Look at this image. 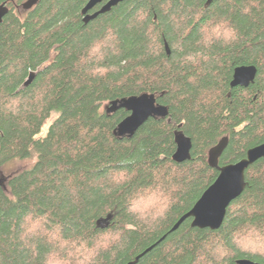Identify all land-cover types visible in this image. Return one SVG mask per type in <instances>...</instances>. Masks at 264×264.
I'll list each match as a JSON object with an SVG mask.
<instances>
[{
  "label": "trees",
  "instance_id": "obj_1",
  "mask_svg": "<svg viewBox=\"0 0 264 264\" xmlns=\"http://www.w3.org/2000/svg\"><path fill=\"white\" fill-rule=\"evenodd\" d=\"M26 1L0 0V174L36 161L0 186V264H264V159L220 229L172 231L219 176L212 148L224 167L264 143V0H125L87 24L89 0ZM144 93L169 116L118 138L129 112L104 107Z\"/></svg>",
  "mask_w": 264,
  "mask_h": 264
},
{
  "label": "water",
  "instance_id": "obj_2",
  "mask_svg": "<svg viewBox=\"0 0 264 264\" xmlns=\"http://www.w3.org/2000/svg\"><path fill=\"white\" fill-rule=\"evenodd\" d=\"M40 0H27L23 3L24 10H31L39 3ZM125 0H89L82 10L85 16L84 22L87 24L96 19L98 16L111 12L114 7H117ZM212 0H209V3ZM106 2V3H104ZM101 8L93 14H90L97 6ZM9 13V8L6 4L0 6V24ZM165 48L170 54L169 45L165 42ZM257 75L255 66H238L234 70L231 87H249L254 83ZM35 73H31L25 83L29 86ZM108 113H115L120 109L129 112V115L122 120L114 131L118 138H132L137 131L151 118L166 119L169 116V109L157 103L155 94L144 93L139 96H131L121 100L112 101L107 105ZM228 144V139L224 138L217 146L209 152V164L211 167L219 171L217 180L203 193L201 198L196 202L194 207L185 214L174 226L172 231H176L183 222L187 219H192V227L199 229L218 230L224 223L228 208L233 201L238 199L247 187L246 172L247 170L261 159H264V143L251 148L247 151L246 157L238 163L219 166V159L225 151ZM177 150L173 159L177 163H183L191 159L192 141L185 135L184 132H178L176 135ZM7 179L0 178V186L6 189ZM114 214L110 213L105 218L97 221L99 228H107L114 219ZM142 256V255H141ZM139 256L135 262L141 257ZM131 262L129 264H135ZM236 264H260L251 260H238Z\"/></svg>",
  "mask_w": 264,
  "mask_h": 264
},
{
  "label": "rangeland",
  "instance_id": "obj_3",
  "mask_svg": "<svg viewBox=\"0 0 264 264\" xmlns=\"http://www.w3.org/2000/svg\"><path fill=\"white\" fill-rule=\"evenodd\" d=\"M105 110V107H104ZM49 128V124H47V126H45V128L43 129L42 135H45L47 133V130ZM36 161H13L11 163H9L8 165H6L3 169L2 172L0 174V178L3 176L7 179L8 176L23 171L25 169H29L31 167H33L34 163Z\"/></svg>",
  "mask_w": 264,
  "mask_h": 264
},
{
  "label": "flooded vegetation",
  "instance_id": "obj_4",
  "mask_svg": "<svg viewBox=\"0 0 264 264\" xmlns=\"http://www.w3.org/2000/svg\"><path fill=\"white\" fill-rule=\"evenodd\" d=\"M106 2H107V0H106ZM106 2H104V3H106ZM102 6V5H101ZM101 6H100V8H101ZM96 9V8H95ZM98 10V9H97ZM97 10H93V11H91L90 12V14H93L94 12H96Z\"/></svg>",
  "mask_w": 264,
  "mask_h": 264
}]
</instances>
